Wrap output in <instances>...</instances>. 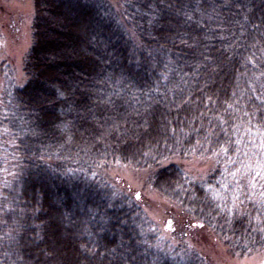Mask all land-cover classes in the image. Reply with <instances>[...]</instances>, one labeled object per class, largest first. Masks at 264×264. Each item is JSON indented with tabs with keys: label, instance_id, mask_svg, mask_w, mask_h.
Here are the masks:
<instances>
[{
	"label": "trees",
	"instance_id": "16d2710c",
	"mask_svg": "<svg viewBox=\"0 0 264 264\" xmlns=\"http://www.w3.org/2000/svg\"><path fill=\"white\" fill-rule=\"evenodd\" d=\"M32 1L0 95V264H211L189 223L264 252V188L239 178L264 162V0ZM195 158L216 160L202 180L176 162ZM117 166L186 228L164 236Z\"/></svg>",
	"mask_w": 264,
	"mask_h": 264
},
{
	"label": "rangeland",
	"instance_id": "374dc122",
	"mask_svg": "<svg viewBox=\"0 0 264 264\" xmlns=\"http://www.w3.org/2000/svg\"><path fill=\"white\" fill-rule=\"evenodd\" d=\"M33 15L32 0H0V95L4 77H14L15 82L19 84L24 80L22 62L31 45ZM176 162L189 176L198 180L211 174L216 166V160L213 158ZM108 174L119 191L136 199L146 216L158 226L164 236L170 234L171 229L177 231L186 228L178 215V209L146 184L147 171L117 166ZM239 178L249 179L254 189L261 191L264 188V162L249 165ZM187 230L190 246L211 264H264V252L247 258L233 257L224 242L207 229L193 228L189 223Z\"/></svg>",
	"mask_w": 264,
	"mask_h": 264
},
{
	"label": "snow or ice",
	"instance_id": "6c2138e0",
	"mask_svg": "<svg viewBox=\"0 0 264 264\" xmlns=\"http://www.w3.org/2000/svg\"><path fill=\"white\" fill-rule=\"evenodd\" d=\"M222 151H224L225 153H227V148H222Z\"/></svg>",
	"mask_w": 264,
	"mask_h": 264
}]
</instances>
